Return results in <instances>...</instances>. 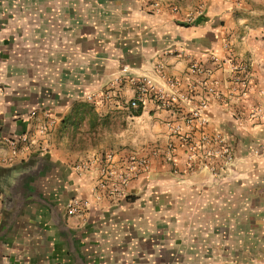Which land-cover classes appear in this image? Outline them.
Returning a JSON list of instances; mask_svg holds the SVG:
<instances>
[{
	"label": "crops",
	"instance_id": "0c3cea01",
	"mask_svg": "<svg viewBox=\"0 0 264 264\" xmlns=\"http://www.w3.org/2000/svg\"><path fill=\"white\" fill-rule=\"evenodd\" d=\"M124 66L175 100L147 95L139 114L83 103ZM120 92L134 96L128 79ZM203 99L205 133L225 137L233 165L175 175L166 145L180 171L185 154L170 123ZM261 106L264 0H0V264H264V115L252 116ZM45 112L58 120L44 149L12 157L7 140L35 135ZM108 152L145 157L150 169L124 197L96 201L97 169L80 177L72 165ZM73 198L91 206L68 215Z\"/></svg>",
	"mask_w": 264,
	"mask_h": 264
},
{
	"label": "built area",
	"instance_id": "2783aa9c",
	"mask_svg": "<svg viewBox=\"0 0 264 264\" xmlns=\"http://www.w3.org/2000/svg\"><path fill=\"white\" fill-rule=\"evenodd\" d=\"M149 2L150 0H143ZM233 7H238L246 0H224ZM168 9L173 14H177L180 8L175 3H169ZM204 5L200 4L188 10L184 16V22L187 24L195 22L196 18L204 13ZM192 71H199L200 67L197 63L190 66ZM234 71L238 72V68L233 67ZM128 79L134 87V96L128 101L122 98L120 92V82L122 79ZM235 81L244 84V80L239 76H235ZM173 85V83H171ZM209 92L213 91L211 88ZM147 95L155 98L160 105H169L174 101V97L166 98L161 90L145 76H136L129 73L128 67L124 66L121 69V75L113 79V87L101 90L97 93H87L84 98L87 102L102 111L103 109H120L137 110L141 108ZM207 107V99H203L200 103L190 110L187 114L179 117L181 123L177 121L170 123L171 135L175 136L184 147L185 154V170L180 171L177 167V162L174 157L175 147L173 142L166 145L163 156L167 163L171 165V171L178 176H183L189 170L195 168H207L215 171L214 162L220 160L222 163V170L226 171L231 168L234 162L232 149L226 142L225 137L220 132H215L212 135L205 133V127L208 123V118L205 115V108ZM99 111V113H101ZM264 115V106L256 108L252 112V116L260 117ZM57 117L43 113V121L36 127L35 135L24 133L16 138H10L7 142L10 145L11 156H15L20 148L30 147L36 144L38 147L42 146V142L46 140L50 131L57 122ZM186 127V129L184 128ZM198 130L199 135L194 138L191 130ZM38 135L39 138H36ZM157 151V150H156ZM116 153L108 152L100 157H90L87 159H80L72 165L73 171L78 176H84L93 169H97L98 178L96 184L91 190V196L96 200L104 197H124V190L126 186L138 176L147 177L150 169L149 160L145 157H138L136 154H129L123 159H115ZM91 206L88 199L73 198L66 204V212L68 215H75L82 213Z\"/></svg>",
	"mask_w": 264,
	"mask_h": 264
},
{
	"label": "trees",
	"instance_id": "16d2710c",
	"mask_svg": "<svg viewBox=\"0 0 264 264\" xmlns=\"http://www.w3.org/2000/svg\"><path fill=\"white\" fill-rule=\"evenodd\" d=\"M80 108H81V107H80ZM82 108L85 110V107H84V106H82ZM140 111H141V108H139V109H137V110H134L133 112H134L135 114H139Z\"/></svg>",
	"mask_w": 264,
	"mask_h": 264
},
{
	"label": "rangeland",
	"instance_id": "374dc122",
	"mask_svg": "<svg viewBox=\"0 0 264 264\" xmlns=\"http://www.w3.org/2000/svg\"><path fill=\"white\" fill-rule=\"evenodd\" d=\"M83 103L90 104L89 102H87V101L85 100V98H84V101H83Z\"/></svg>",
	"mask_w": 264,
	"mask_h": 264
}]
</instances>
